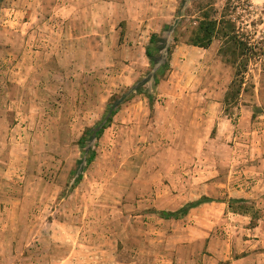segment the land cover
<instances>
[{
	"label": "rangeland",
	"instance_id": "obj_1",
	"mask_svg": "<svg viewBox=\"0 0 264 264\" xmlns=\"http://www.w3.org/2000/svg\"><path fill=\"white\" fill-rule=\"evenodd\" d=\"M211 20L243 57L222 34L192 46ZM247 47L264 53V0H0V264H232L264 241V54ZM142 85L86 167L85 131Z\"/></svg>",
	"mask_w": 264,
	"mask_h": 264
},
{
	"label": "trees",
	"instance_id": "obj_2",
	"mask_svg": "<svg viewBox=\"0 0 264 264\" xmlns=\"http://www.w3.org/2000/svg\"><path fill=\"white\" fill-rule=\"evenodd\" d=\"M220 26H221V22L219 23L217 21L211 20V21L202 22L197 30V33L195 34V37L192 40V46L207 49L211 46L215 36L217 34L220 35L222 34L223 38H225L228 41L230 40L229 42L233 41L235 43L234 45L237 48L233 52V56L237 57V60H239L238 58L243 57L245 54L244 49H241V47L238 46L237 44L238 42L235 40V38L232 37L229 38L230 34L223 33ZM165 29H169V27L166 26ZM161 42H162L161 37L157 34H154L151 36L149 45L146 48V57L148 58V60L150 61L153 67L156 65L158 60L161 59V55L164 51V49L160 47ZM247 49L249 50L248 52H250V57L264 54V53H255L256 52L255 48L247 47ZM237 50L241 52L239 55L236 53ZM168 54L171 55V52L168 51ZM169 69H170L169 61H167L163 66H161L158 69V71L155 73L154 76V81L156 85H159L163 80H165L166 74L169 71ZM236 75L238 77L239 75H241V72L238 71ZM237 87L241 88L242 85H239L235 79L231 85V93L233 94L238 93L239 91L236 90ZM145 94H146V90L144 89V85H142V86H137L132 90H130L129 96L123 99V101L118 105H115L112 99L102 120L99 123H97L94 127L89 128L85 131L84 135L82 136L79 142V147L82 151V155L85 158L86 167L91 166V164L95 161L97 156L96 151H94L92 148H89L88 144L92 141H99L103 137L105 131L111 127L114 117L118 114L123 104L131 101L133 98H135L138 95H145ZM211 202H212L211 199L204 197L199 201L189 204L176 212L162 211L159 213V216L163 220H180L183 217L187 216L190 210L197 208L203 204L211 203Z\"/></svg>",
	"mask_w": 264,
	"mask_h": 264
},
{
	"label": "crops",
	"instance_id": "obj_3",
	"mask_svg": "<svg viewBox=\"0 0 264 264\" xmlns=\"http://www.w3.org/2000/svg\"><path fill=\"white\" fill-rule=\"evenodd\" d=\"M223 101V100H222ZM216 106H220V104H214ZM222 105V104H221ZM246 119H247V115ZM214 119V126L217 125V127H225L226 123H224L225 121L223 119H220L218 116H212V118ZM218 121V122H217ZM227 206V205H226ZM225 205H224V209H225ZM228 208V207H227ZM232 216V218L234 220H237L239 222H241L242 224H245V222H247V220H249L247 217L241 216V215H237V214H230ZM247 224V223H246ZM242 235L252 232V234H254L253 236H259V234L262 232V225L256 226L253 230H247L245 229L244 225H237L236 226ZM232 244V243H231ZM230 244V246H232ZM229 246V244H227ZM251 245H253V247H250ZM264 246V241L262 239H255L254 241L250 242L249 240H243L242 243L239 245V247L241 248L240 251L242 253H240V256L238 257V260L235 262H232V264H254V261H256L258 264H264V253L260 254V253H256V254H248L250 253L252 250L251 248H258L260 246ZM245 253L244 255H241ZM210 259H214V263L213 264H219L220 262H222V260H225L226 257L224 255H215L213 258ZM199 258L197 257H193V258H189L188 261L190 262V264H199ZM192 262V263H191ZM206 264H208L209 262L206 260L205 261ZM221 264V263H220Z\"/></svg>",
	"mask_w": 264,
	"mask_h": 264
}]
</instances>
